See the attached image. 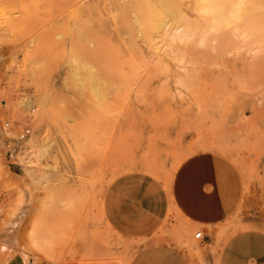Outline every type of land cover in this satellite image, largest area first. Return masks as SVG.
I'll return each mask as SVG.
<instances>
[{"label":"rangeland","instance_id":"374dc122","mask_svg":"<svg viewBox=\"0 0 264 264\" xmlns=\"http://www.w3.org/2000/svg\"><path fill=\"white\" fill-rule=\"evenodd\" d=\"M197 1L0 0V264H128L139 245L102 208L129 171L170 193L183 174L186 193L209 165L219 178L230 167L231 218L206 229L172 214L192 264L250 227L264 191V0L235 21L247 37L230 24L170 50Z\"/></svg>","mask_w":264,"mask_h":264},{"label":"crops","instance_id":"0c3cea01","mask_svg":"<svg viewBox=\"0 0 264 264\" xmlns=\"http://www.w3.org/2000/svg\"><path fill=\"white\" fill-rule=\"evenodd\" d=\"M194 165L199 166L193 162ZM206 169L207 178L198 176L186 193L182 190L183 174L178 177L173 193L164 183L145 173L129 171L111 182L104 196L105 220L116 234L139 245L128 264H192L175 231L177 221L172 217L175 210L192 224L206 229L231 218L239 200L238 194L233 192L230 167H225L229 172L223 178L217 177L210 165ZM204 185L209 187L208 191L203 189ZM261 207H264V191L251 202V210L256 216L250 220V227L218 242L219 253H209V264H264V214ZM5 235L0 234V249ZM202 237L208 250L217 248V241L211 233L203 235L202 232ZM40 264L70 263L46 261Z\"/></svg>","mask_w":264,"mask_h":264},{"label":"bare ground","instance_id":"6f19581e","mask_svg":"<svg viewBox=\"0 0 264 264\" xmlns=\"http://www.w3.org/2000/svg\"><path fill=\"white\" fill-rule=\"evenodd\" d=\"M245 3H246V0H198L196 3V7H195V12H197V16L199 19L198 23L191 22V21L185 22V23H179L177 26H175L174 28L169 30L167 32V38L169 39L167 47L170 50H174L177 47V45H179L180 43H183V42H193L195 40L203 42L204 40H206L209 37V35H211L212 33L222 31L224 28H226L230 24H233L235 33L237 35L242 36V37H247V35H248L247 29L242 27V25L235 23L236 20L241 19V17H242L241 13L244 11ZM225 153L227 154V152H225ZM189 156L191 158V155H189ZM184 160H186V159H184ZM180 162H182V161L180 160ZM185 162H182V163L184 164ZM178 164H180V163H178ZM147 166H149V165H147ZM155 166H157V165H155ZM177 167L174 168L176 172L178 170ZM144 168H146V166ZM179 169H180V167H179ZM78 173H80V171ZM105 177H106V175H105ZM165 180L170 181V178L169 179L165 178ZM107 181H109V180H107ZM82 182H83V180H82ZM170 187H171V185H170ZM104 188H105V186H104ZM72 198H73V196H72ZM75 199L77 200V198H75ZM69 204H72V203H68L67 206ZM102 210H103V208H102ZM103 216H104V214H103ZM223 227H225V225Z\"/></svg>","mask_w":264,"mask_h":264},{"label":"built area","instance_id":"2783aa9c","mask_svg":"<svg viewBox=\"0 0 264 264\" xmlns=\"http://www.w3.org/2000/svg\"><path fill=\"white\" fill-rule=\"evenodd\" d=\"M196 237H202V231L197 232Z\"/></svg>","mask_w":264,"mask_h":264}]
</instances>
